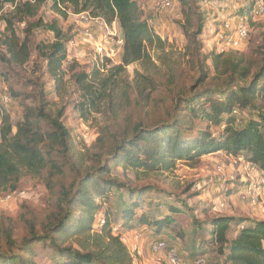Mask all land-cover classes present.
Returning a JSON list of instances; mask_svg holds the SVG:
<instances>
[{"label":"rangeland","instance_id":"obj_1","mask_svg":"<svg viewBox=\"0 0 264 264\" xmlns=\"http://www.w3.org/2000/svg\"><path fill=\"white\" fill-rule=\"evenodd\" d=\"M133 1L137 2L143 19L151 21L154 18L152 7L155 0ZM194 1L203 18L199 36L203 48L201 53L207 55L213 49V32L222 21L233 15L235 7L233 0ZM179 9V4L174 3L169 11H161L153 19L152 30L165 41L163 59L156 61L152 56L151 61L123 67L119 58L120 45L116 44L122 40V33L116 24L112 31L116 37H110L108 43H103L105 32L96 22L85 18V14L74 15L70 10L63 18L53 8L51 0L40 6L34 18L14 24L13 29L20 41H23L25 31H31L28 43L30 59L23 65L11 64L2 44L8 36L2 19L4 13L0 16V91L7 89L12 94L11 103L2 107V110L10 116V123L15 126L22 120L25 106L37 108L40 102L39 86L43 85L48 101L47 110L55 114L63 108V123L70 135L67 158H58V162H63L66 169L62 179L56 176L48 184L46 170L40 174L22 172L17 189L11 192L14 194L12 200L4 202L8 193L0 192V216L14 220L13 231L17 241L25 235L24 227L18 220L22 207L27 208L32 218L41 221L45 215L58 212L56 200L60 185L68 188L73 178L90 175L97 166L108 163L111 171L104 175V179H113L121 187L111 189L108 199L96 200L102 215L95 218L93 226L99 229V220L109 217L112 234L120 235L132 257V264H166L164 254L154 255L150 250V243L157 239H163L174 247L180 258L188 264L200 260V264H229L218 252V246L211 243L209 235L205 234L209 229L208 221L221 216L244 220L242 226L249 221H264V188L258 187V174L235 157L213 153L195 161H177L168 172H149L124 168L122 165L113 166L106 155L113 138L122 135L124 128H131L140 119L149 125L153 112L166 117L176 104V97L183 98L189 94V87L197 77V71L194 70L197 64L187 60L184 53L187 42L178 25L176 13H179ZM38 19L45 23L56 22L68 40L66 60L61 66L64 76L58 89L46 75L45 63L38 56L40 45L52 43V33L32 28ZM248 28V42L240 49L224 55L220 70L225 61L247 67L253 61L262 60L264 16L249 19ZM85 29L92 33L95 43L105 47L106 52L110 49L113 51V61L100 59L91 46L79 43V35ZM75 40L77 44L71 46L70 43ZM206 65L210 69L206 88H213L223 77L214 71L210 60L206 61ZM79 73L89 75L88 83L92 92H96L95 96L86 97L75 84L72 75ZM91 99L94 100L93 104L90 103ZM257 105L259 108L255 111L248 110L240 114L243 119L241 122L250 119L258 121L260 114L264 116V98L258 99ZM188 120L193 123L194 136L200 131H208L217 139L222 131V128L199 119L188 117ZM127 132L130 133L129 130ZM217 166L222 168L221 173L216 171ZM220 183L224 184V191L217 189ZM247 188L253 190V203L240 198L246 194ZM139 190L143 191L141 199L135 198ZM130 191L134 193L132 196ZM221 202L223 208H219ZM132 203L136 204L133 219L123 226L121 205ZM143 216L148 222H165L166 226L160 234H155V228L139 223ZM236 231L235 227L229 231V240ZM77 239L81 242L83 237ZM73 245L77 248L76 244ZM33 249L37 254V264H52L51 256L41 245Z\"/></svg>","mask_w":264,"mask_h":264},{"label":"trees","instance_id":"obj_2","mask_svg":"<svg viewBox=\"0 0 264 264\" xmlns=\"http://www.w3.org/2000/svg\"><path fill=\"white\" fill-rule=\"evenodd\" d=\"M51 1L55 11L63 18L70 10L74 15L85 14L107 25L115 22L122 33L121 67L151 61L152 56L156 61L163 59L165 41L148 26L136 1ZM46 2L0 0L1 4L14 7L2 16L8 33L2 44L9 56V63L23 65L30 59L28 43L31 31H25L26 35L20 41L13 29L14 24L34 18L40 6ZM171 3L180 6L176 16L187 42L184 53L187 60L197 64L194 68L197 77L189 87V94L183 98L176 97V104L166 117L153 112L149 125L140 119L131 128H124L122 135L114 137L106 151L110 163L133 170L168 172L177 161H195L202 156L221 153L241 158L264 173V116L260 114L258 121L250 119L243 123L240 115L248 110L255 111L259 108L258 99L264 98V57L247 67L225 61L220 70L221 59L226 54H217L214 49L207 55L201 53L203 48L199 36L203 18L196 2L171 0ZM252 6L253 2L249 9ZM32 28L52 33V43L40 45L38 56L45 63L46 75L58 89L64 76L61 66L66 60L68 40L56 22L45 23L38 19ZM207 60H210L214 71L223 77L213 88H206L210 80ZM72 76L86 97L95 96L96 92H92L88 83L89 75L79 73ZM3 90L12 98L10 91ZM38 95L40 102L37 108L25 106L22 120L15 126L10 123V116L2 110L0 192H7L5 197L13 195L11 192L17 189L22 172L40 174L46 170L49 184L56 176L62 179L66 171L64 163L58 162V158H67L70 150V135L63 123V108L55 114L47 110L48 101L43 85L39 86ZM90 103L93 104L94 100L91 99ZM188 117L222 128L219 137L216 139L208 131H200L194 136L193 123ZM108 164L97 166L90 175L73 178L68 188L60 185L56 200L58 212L45 215L41 221L32 218L27 208L22 207L18 220L24 227L25 235L20 241L14 237V220L0 216V264H37V254L33 249L36 245L47 250L52 264H132V257L122 238L119 234H112L109 217L104 218V224L99 229L93 226L95 218L102 215L96 200L108 199L111 189L121 187L113 179H104V175L111 171ZM133 194L130 191V196ZM142 194V190L136 191L135 198L141 199ZM135 206V203L121 205L123 226L133 219ZM139 223L155 228V234H160L166 226L165 222H148L144 216ZM242 223L244 220L233 217H216L208 221L209 229L205 234L209 235L211 243L218 246V252L227 263L264 264V221H249L245 226ZM233 227L237 231L229 240L227 234ZM80 236L83 237L81 242L77 239ZM160 241L165 242L163 239Z\"/></svg>","mask_w":264,"mask_h":264},{"label":"built area","instance_id":"obj_3","mask_svg":"<svg viewBox=\"0 0 264 264\" xmlns=\"http://www.w3.org/2000/svg\"><path fill=\"white\" fill-rule=\"evenodd\" d=\"M253 2V6L249 9L250 3ZM215 4L217 2H214ZM235 11H233V15L229 16L227 19L221 22L219 27L212 34L213 41V49L217 54H227L232 51H236L240 49L243 45H245L249 40V28L248 22L249 18H258L264 16V0H233ZM211 5H213L211 3ZM172 8L171 0H155L153 3L152 10L153 13H159L161 11H169ZM237 8V9H236ZM14 9L11 4H1L0 3V16L4 13H9ZM92 22H96L102 30L105 31V35L103 36V43H108L110 37H116V35L112 32L114 30L115 22L110 25L105 24L100 19H91L89 17H85ZM235 19V21H232ZM87 22V21H85ZM148 26L151 29H154L153 19L151 21H147ZM79 43L81 45H89L91 46L92 51L95 55L99 56L100 59H108L113 61L115 58V54L110 49L106 52L105 47L101 44L95 43L93 39L92 33L85 29L79 35ZM77 44V40L70 43L71 46H75ZM120 45V49L122 50V40L116 43ZM121 53V52H120ZM12 98L10 95L4 91L3 89L0 91V126L2 125L1 114L2 107L7 106L11 103ZM237 161L242 162L248 167L251 171H255L258 174V187L264 188V173L261 172L255 165L246 164L241 158H236ZM216 171L221 173L222 168L220 166L216 167ZM230 181H233L231 177H229ZM218 190L225 189L224 184L220 183L217 186ZM222 191V192H223ZM252 188L246 189V194L241 195L242 200H250L252 203L254 202ZM14 195V194H13ZM13 195H8L4 197L3 201L7 202L12 200ZM224 204L221 202L219 204V208H223ZM100 227L104 224V220H99ZM122 240V239H121ZM123 241V240H122ZM124 242V241H123ZM150 250L154 255L164 254L165 263L166 264H188L178 255L177 250L174 247L167 245L165 242L160 240H154L150 243ZM202 261H197L195 264H200Z\"/></svg>","mask_w":264,"mask_h":264},{"label":"crops","instance_id":"obj_4","mask_svg":"<svg viewBox=\"0 0 264 264\" xmlns=\"http://www.w3.org/2000/svg\"><path fill=\"white\" fill-rule=\"evenodd\" d=\"M157 14H159V13H152V15H153L154 18L156 17ZM154 18H153V19H154ZM155 21L157 22V20H155ZM98 31H99V28H98ZM102 31H103V30H102ZM96 32H97V31H96ZM96 32H95V33H96ZM104 32H105V31H103V33H104ZM157 34L159 35V33H157Z\"/></svg>","mask_w":264,"mask_h":264}]
</instances>
